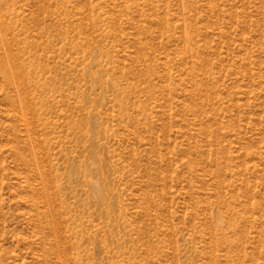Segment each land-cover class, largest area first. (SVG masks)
Masks as SVG:
<instances>
[{"label": "rangeland", "instance_id": "rangeland-1", "mask_svg": "<svg viewBox=\"0 0 264 264\" xmlns=\"http://www.w3.org/2000/svg\"><path fill=\"white\" fill-rule=\"evenodd\" d=\"M0 264H264V0H0Z\"/></svg>", "mask_w": 264, "mask_h": 264}]
</instances>
